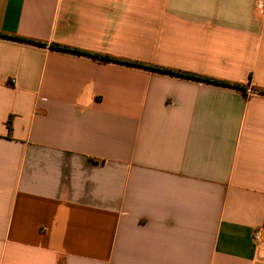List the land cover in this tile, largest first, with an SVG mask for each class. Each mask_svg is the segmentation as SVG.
<instances>
[{"label":"crops","instance_id":"obj_1","mask_svg":"<svg viewBox=\"0 0 264 264\" xmlns=\"http://www.w3.org/2000/svg\"><path fill=\"white\" fill-rule=\"evenodd\" d=\"M0 264H264V0H0Z\"/></svg>","mask_w":264,"mask_h":264},{"label":"trees","instance_id":"obj_2","mask_svg":"<svg viewBox=\"0 0 264 264\" xmlns=\"http://www.w3.org/2000/svg\"><path fill=\"white\" fill-rule=\"evenodd\" d=\"M14 39H15V40H18V41L27 42V41H25V40L18 39V38H14ZM54 47L57 48V49L63 50V51H69V52L79 53V52H77V51H75V50H70V49H67V48H65V47H60V46H56V45H55ZM91 56L96 57V56H94V55H91ZM99 58H100L102 61H115L114 59H111V58H108V57H99ZM115 62H116V61H115ZM126 64H131V63H126ZM161 71H163V72H165V73H168V74H174L173 72L168 71V70H161ZM184 76L189 77V78H195V79H198V80H203V81H206V82H212V83H214V84H222V83H220V82L211 81V80H209V79H201V78H197V77H195V76H193V75L185 74ZM8 128H10V123L8 124Z\"/></svg>","mask_w":264,"mask_h":264},{"label":"built area","instance_id":"obj_3","mask_svg":"<svg viewBox=\"0 0 264 264\" xmlns=\"http://www.w3.org/2000/svg\"><path fill=\"white\" fill-rule=\"evenodd\" d=\"M249 93L254 94V92H252V91H249ZM257 239H258V234L255 235V240H257Z\"/></svg>","mask_w":264,"mask_h":264}]
</instances>
